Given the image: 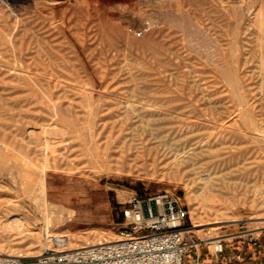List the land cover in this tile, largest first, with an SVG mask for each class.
Masks as SVG:
<instances>
[{
	"label": "rangeland",
	"instance_id": "1",
	"mask_svg": "<svg viewBox=\"0 0 264 264\" xmlns=\"http://www.w3.org/2000/svg\"><path fill=\"white\" fill-rule=\"evenodd\" d=\"M37 1L0 0V186H5L0 187V196L18 195L15 200L25 206L10 213L0 207L1 253L30 258L48 248L93 245L98 242L96 235L101 241L119 239V232L127 229L123 211L129 198L142 192L177 194L188 209L189 224L198 239L214 240L228 232L264 227L256 219L264 215V209L255 205V180L249 187L208 200L198 192L193 200L194 186L175 173L178 166L160 139L145 132L148 117L141 110L142 102L151 101L160 109L153 121L156 125L181 129V134L190 137L211 133L218 139L213 145L226 150H253L255 146L239 134L244 132L239 123L241 108L232 88L214 64L205 66L201 59L202 54L223 51L224 60L230 63L236 46L249 105L243 109L264 118L263 48L255 28L256 14L261 9L264 12L260 3L264 0H194L190 15H182L191 33L176 35L177 46L192 54L191 63L164 75L157 73L164 68L159 54L162 35L132 32L127 40L125 35H106L98 20L82 25L79 14L65 9L56 12L40 7ZM141 1L131 4L137 16L151 14L146 10L158 13L164 4L163 0ZM236 20H242L238 32L234 30ZM121 24L132 30L127 27L129 21ZM203 25L210 27V35L200 34L198 28ZM223 123L230 126L226 132L220 128ZM14 164L27 169L29 176L48 166L45 207L33 203L19 188ZM261 178L255 181L258 185L264 184ZM233 218L237 221L228 222ZM197 221L205 225L194 228ZM55 237L70 242L58 247Z\"/></svg>",
	"mask_w": 264,
	"mask_h": 264
},
{
	"label": "bare ground",
	"instance_id": "2",
	"mask_svg": "<svg viewBox=\"0 0 264 264\" xmlns=\"http://www.w3.org/2000/svg\"><path fill=\"white\" fill-rule=\"evenodd\" d=\"M34 1H36V0H34ZM132 1L135 2V0H38L35 3H37L38 5L39 4L44 5L45 7L48 6L47 8H50L51 10L56 11V12L60 11L62 9H65V10L69 11L70 13H72V15L74 13H77L80 15V16L78 15L80 17V18L79 17L78 18L81 19L82 25L87 24L86 21L96 22L98 20L99 23L104 24L103 26L102 25L99 26V27H104L103 28L104 34H106V35H125V37L127 36L125 40H127L128 35H132V32H134L133 35H137V36H138V33H140L139 34L140 36L141 35L142 36L143 35H152V36L157 35L159 37L160 35H162L160 37H162L163 41L159 45L160 46L159 49L161 51V52H159V54H161V56H163V58H164V60H162V61H164L162 63L164 65V68H163V70L157 72L159 75H164L163 73H167V72L173 71V70H180V69L186 67L189 63H191V61L189 62L188 60L191 59V58H189V55L192 56V54H185L187 49H186V51H185V49H183L185 51L184 52L182 49H180L179 46H177L179 41L177 40L176 35H180V33L183 35H189L191 33L190 25L185 24L189 21L186 20L187 21L186 22L183 19V17L185 18V17H187L185 15H190L188 10H189V8L193 7V5H195L194 0H163L164 4L162 3L163 4L162 8H160V11L158 13L155 11H154L155 13H153L152 12L153 10L152 11L146 10V11L151 13L148 15L145 12L147 14L146 16H145V13H140L138 16L134 14V11L132 10V7H131L132 6L131 4H133ZM203 3H205V2H203ZM260 3H261V5H264L263 4L264 2L262 3V1H260ZM41 5H39V6L41 7ZM155 6H156V4H155ZM160 6H161V3H160ZM35 7H37V5ZM78 7H80L81 10ZM232 7H234V6H232ZM156 8L159 10V8L157 6H156ZM142 9L143 8H141V10ZM157 9H155V10L158 11ZM143 10H145V9H143ZM190 11H192V10H190ZM194 11H195V9H194ZM139 12H140V9H139ZM234 13H236L238 15L237 11H235ZM182 15H184V16L182 17ZM237 15H235V16H237ZM256 17H255L256 21L254 20L256 22L255 28H257V30L259 32L260 38L259 37L258 38L260 39L261 44H262V48H263L262 60H261L260 65H261V68H262L263 73H264V12L262 9L259 11V13L256 14ZM123 20L129 21V25H127V27L129 26L128 28H131L132 30L125 29L122 27V26H124L121 24ZM146 20L147 21L149 20L148 25H146V23H145ZM241 21L236 20V22H235L236 27L234 28V30H236V32H238V30L241 28L240 27V25H242ZM119 22H121V23H119ZM191 24H192V22H191ZM90 26H91V23L89 24V27ZM83 27H85V25ZM196 27H198V26H196ZM209 28L207 25H205V26L203 25V26H200V28H198V29H200V32H201L200 34L210 35L209 34ZM189 29H190V31H188ZM64 31H65V29H64ZM196 31L198 32V30H196ZM83 33H85V31H83ZM193 34H194V32H193ZM82 37H83V35H82ZM236 37H238V36H236ZM92 42H93V40H92ZM83 43L84 42H82V46H83ZM102 44H103V42H102ZM120 47H121V45H120ZM184 47H186V46H184ZM204 47H206V46L204 45ZM129 48H131V47H129ZM206 49H207V47H206ZM128 51H130V50H128ZM202 52H206V51L202 50ZM202 55H204V57L201 60H205V62H204V64H206L205 66H208V65L210 66V64L211 65L214 64V67L216 68L217 73H219L220 78L222 80H224V83L226 82L229 85L228 87L232 88L233 97L237 101L236 103L238 104V106L241 108L238 110V112H239V123L241 125L240 128H242L244 132L239 133V134L244 135L248 139V141L255 146V148L253 150L252 149L242 150L244 148H241V149L238 148L237 150H232L233 148L231 147L232 149L226 150L225 148H222L220 146H216V144L213 145V143H215L218 139L217 138L213 139L211 136V133H210V135L205 134V135L200 136V137H190V136H186L185 134L184 135L181 134L182 133L181 129H168V128H165V126H163V125L162 126L156 125L153 123V121L157 116H160V114H159L160 109L158 107H156L155 104L151 101L142 102L143 107L141 110L144 111L146 113L145 116L148 117L147 123H145L146 124V131L145 132H147L150 135V137L152 135H155L156 138L160 139L162 144L166 147L167 154L171 158H173L174 163H176L178 166L177 172H175V173L184 177V179L186 178V180L190 184H192V186H194L196 193L194 194L193 200L197 198L198 192H200L201 197H205L208 200L210 198L209 196L218 195V194L221 195V194H224L227 192L237 191L238 189H242L245 186L249 187V185L251 184V180L256 181L258 179V177H262L261 179H264V156L263 157L261 156V155H264V118L258 119V117L251 111V109H249V108L243 109V107H245V106L248 107L249 105L247 106L248 100H246V98H245L246 95L244 94L245 90H243L244 89V86L242 83L243 81L240 77L239 50L236 46L234 47V49H232V51H231L232 60L230 63H228L224 60L223 51H219L216 54H212V55H210V54H206V55L202 54ZM202 55L198 54V56H202ZM110 58H112V57H110ZM202 64H203V62H202ZM159 67H161V65ZM262 70H261V73H262ZM157 71H158V69H157ZM170 73H172V72H170ZM87 74H90V73L88 72ZM204 74H206V73H204ZM165 75H167V74H165ZM147 76H149V75H147ZM102 77L103 76H101V79H102ZM160 77H162V76H159V78ZM201 79H203V78H201ZM134 80H136V82H137V79H134ZM202 87H204V86H202ZM158 95H159V93H158ZM199 95H197V96L199 97ZM148 96H149V94H148ZM141 118H142V116H141ZM158 118H160V117H158ZM142 121H143V119H142ZM156 121L157 120L155 119L154 122H156ZM143 123L144 122H142V124ZM226 123H223L222 125L220 124L221 127L219 126L225 132H226L227 128L230 127V126H226ZM236 123H238V122H236ZM192 125H194V124H192ZM143 128H144V125H143ZM178 128H180V127H178ZM217 131H218V129H217ZM210 132H212V131H210ZM153 138H154V136H153ZM155 140L157 141L158 139H155ZM12 169H13V172H15V174H17V176L19 177L20 181L17 184H19V188L23 191V193L25 195H27L26 197L29 198L33 203L35 201V203L37 202L41 206L45 207L46 206V198H47V188H46V184H45V176H46V172L48 170V166L40 168V170L38 172H36L30 176L27 173V169L22 168L18 164L12 165ZM86 172L87 171H82V173H84V174ZM17 176H16V178H17ZM255 181L252 184L255 187V194H254L255 195L254 200L256 203L255 205L264 209V184L258 185V182H255ZM260 183H262V182H260ZM239 185H241L242 187L241 186L239 187ZM0 187L4 188L5 186H0ZM7 188L12 191V188L10 186H8ZM238 194H240V193H238ZM18 197H19L18 195L17 196H7V197L0 196V207L3 209L6 208V212L8 211V213H10L11 211L19 210L20 208L25 207L23 202L15 200V198L17 199ZM215 199H217V198H215ZM227 199H229V198H227ZM190 200H192L191 196H190ZM256 219L260 220L259 222L264 224V215L258 216ZM201 221L202 220H200V222ZM236 221L237 220L233 218L228 222H236ZM197 222H198V224H195L194 228L202 227L205 225L203 223H200L199 221H197ZM215 223L217 224V223H224V222H216L215 221ZM195 231L200 232L202 230H195ZM99 239H97V235H96L95 241L98 240L97 243H95L93 245L82 246L81 248H69L68 250L83 249V248H88L91 246L102 245V244H106V243H112V242H116V241L120 240V239H116V240L101 241ZM60 242H61L60 237H55L54 243H56L57 245H61ZM69 242H70V239L67 238L64 245L67 246L69 244ZM10 246H11V244H10ZM0 255L23 257V255H16V254H11V253L10 254H3L1 252H0Z\"/></svg>",
	"mask_w": 264,
	"mask_h": 264
},
{
	"label": "built area",
	"instance_id": "3",
	"mask_svg": "<svg viewBox=\"0 0 264 264\" xmlns=\"http://www.w3.org/2000/svg\"><path fill=\"white\" fill-rule=\"evenodd\" d=\"M123 214L127 229L119 232V241L76 250L48 248L30 258L0 255V264H190L191 258L200 264L203 249L219 259L229 248L238 252L235 258L241 262L251 251L264 250V227L198 239L187 207L170 191L133 193ZM60 239L56 245L65 247L67 239Z\"/></svg>",
	"mask_w": 264,
	"mask_h": 264
},
{
	"label": "crops",
	"instance_id": "4",
	"mask_svg": "<svg viewBox=\"0 0 264 264\" xmlns=\"http://www.w3.org/2000/svg\"><path fill=\"white\" fill-rule=\"evenodd\" d=\"M261 242L264 245V233L260 235ZM237 251H233L231 248L222 255L219 259L210 256L206 249H203L202 262L200 264H264V250L251 251L248 258L244 261L238 262L235 258ZM190 264H195L194 258H191Z\"/></svg>",
	"mask_w": 264,
	"mask_h": 264
}]
</instances>
